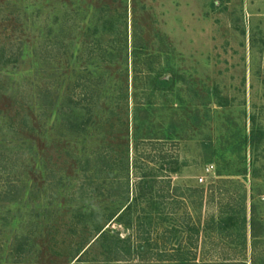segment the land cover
I'll list each match as a JSON object with an SVG mask.
<instances>
[{
  "label": "rangeland",
  "instance_id": "obj_1",
  "mask_svg": "<svg viewBox=\"0 0 264 264\" xmlns=\"http://www.w3.org/2000/svg\"><path fill=\"white\" fill-rule=\"evenodd\" d=\"M102 226L158 264H264V0H0V264H74Z\"/></svg>",
  "mask_w": 264,
  "mask_h": 264
},
{
  "label": "trees",
  "instance_id": "obj_2",
  "mask_svg": "<svg viewBox=\"0 0 264 264\" xmlns=\"http://www.w3.org/2000/svg\"><path fill=\"white\" fill-rule=\"evenodd\" d=\"M59 110V116L62 117V119H65L67 122L70 123V131L71 133H74L75 135H81L82 133H87V127H89V123H92V109H88L87 115L82 114L80 111L72 110L71 114L66 111V108H63V105L58 108ZM69 115V116H68ZM67 116V117H66ZM86 116V117H85ZM255 136V130L252 131L251 136ZM163 165L166 168H163L168 172L169 174L177 173L180 168V162L179 160L172 157V159L168 158V154L163 157ZM146 178V180H145ZM145 178L142 179V182L140 183L139 187V194H137L136 197H134L132 200H130V197H128L127 203L125 206H123L122 211L117 213L113 212L108 217L109 220H120L122 221L123 218L127 215H131L132 211L135 207H137L140 204V200L142 197H148L149 195L153 194L154 191V184H152L151 178L149 176L145 175ZM157 206V207H156ZM150 208H160V205L157 202L151 201ZM144 213H149L148 211L144 210ZM238 221V218L235 217H227L226 219H222L221 226L224 227H231L234 226ZM254 221L252 220V232L255 233V224H253ZM110 227L105 228V226L97 228L96 238H94L91 246L93 244L101 242L104 247H106L105 250V259L101 262H104V264H158V261L151 259L153 257V254L150 252L144 253L145 246L144 245H134L132 243V238H120L119 236H113L110 234ZM190 230L196 234V240L193 241L191 245H194L197 247L199 243V233L200 228L196 226L190 227ZM91 242V241H90ZM90 246V247H91ZM89 247V248H90ZM24 248L23 244L20 246V249ZM89 248L85 249L84 247H79L76 249V253L74 255V259L72 261H75L74 264H91L89 261L85 258V256L88 253ZM25 249V248H24ZM183 249H178V254L175 255L177 258H171L166 255L167 253H161L162 257L159 262L163 261V264H205L198 260V256L196 253H193V251H182ZM160 254V253H159Z\"/></svg>",
  "mask_w": 264,
  "mask_h": 264
},
{
  "label": "built area",
  "instance_id": "obj_3",
  "mask_svg": "<svg viewBox=\"0 0 264 264\" xmlns=\"http://www.w3.org/2000/svg\"><path fill=\"white\" fill-rule=\"evenodd\" d=\"M212 171H213V166H208L207 169H206V175L211 173ZM204 180H205V177H202L200 179L201 182H204Z\"/></svg>",
  "mask_w": 264,
  "mask_h": 264
}]
</instances>
